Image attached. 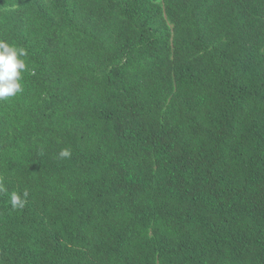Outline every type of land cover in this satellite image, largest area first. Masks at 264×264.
Wrapping results in <instances>:
<instances>
[{"label": "trees", "instance_id": "16d2710c", "mask_svg": "<svg viewBox=\"0 0 264 264\" xmlns=\"http://www.w3.org/2000/svg\"><path fill=\"white\" fill-rule=\"evenodd\" d=\"M0 40V264H264V0H0Z\"/></svg>", "mask_w": 264, "mask_h": 264}, {"label": "clouds", "instance_id": "9594fccd", "mask_svg": "<svg viewBox=\"0 0 264 264\" xmlns=\"http://www.w3.org/2000/svg\"><path fill=\"white\" fill-rule=\"evenodd\" d=\"M27 50L0 40V100L15 97L23 91V73L28 70L26 60ZM71 151L68 148L61 149V159L70 158ZM0 192H6L0 183ZM28 193L23 196L13 192L10 194V202L13 208L23 207L26 203Z\"/></svg>", "mask_w": 264, "mask_h": 264}]
</instances>
